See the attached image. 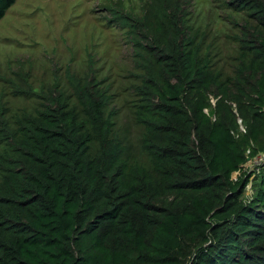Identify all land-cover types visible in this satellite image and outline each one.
I'll return each mask as SVG.
<instances>
[{"label": "trees", "instance_id": "obj_1", "mask_svg": "<svg viewBox=\"0 0 264 264\" xmlns=\"http://www.w3.org/2000/svg\"><path fill=\"white\" fill-rule=\"evenodd\" d=\"M16 1L0 0V20ZM235 6L264 29V0ZM147 16L158 41L148 38ZM114 19L147 64L141 123L163 139L147 145L162 183L138 167L123 182V166L108 162L102 111L109 96L95 81L93 63L82 79L67 70L101 154L85 169L84 144L57 79L38 95L35 118L18 120V136L0 106V143L7 146L0 154V264H264V35L248 46L262 60L241 72L240 97L231 103L220 97L211 107L200 92L207 66L182 0H150L146 15L115 12ZM260 155L254 194L244 201L249 179L242 169Z\"/></svg>", "mask_w": 264, "mask_h": 264}, {"label": "rangeland", "instance_id": "obj_2", "mask_svg": "<svg viewBox=\"0 0 264 264\" xmlns=\"http://www.w3.org/2000/svg\"><path fill=\"white\" fill-rule=\"evenodd\" d=\"M182 1L194 47L201 63L207 66L206 84L200 92L211 107L220 97L231 103L240 97L241 79L245 78L241 72L252 63L258 66L262 60L248 46H256L255 37L264 35V29L249 12L236 8L238 0ZM149 3L150 0H17L0 20V106L12 132L18 136L17 122L24 116L35 118L41 104L38 95L46 93L57 79L67 98V116L74 121L78 139L84 144V167L90 169L89 162L97 160L101 150L65 72L82 79L91 60L95 81L109 96L102 111L110 131L108 162L123 166L124 183L131 180L133 167H138L155 185H160L162 179L154 171L147 145L163 139L152 136L141 123L147 64L137 56L129 32L114 19L115 12L142 17ZM147 18L148 38L158 41L161 33ZM245 36L249 44L243 42ZM147 42L151 43L150 39ZM148 53L143 51L146 59L154 62ZM237 123L242 132L241 120ZM6 153L7 146L0 143V154ZM262 163L260 155L248 158L244 164L242 171L249 179L244 201L254 194L251 179ZM237 176L234 173L232 179ZM4 177L0 172L2 186Z\"/></svg>", "mask_w": 264, "mask_h": 264}, {"label": "built area", "instance_id": "obj_3", "mask_svg": "<svg viewBox=\"0 0 264 264\" xmlns=\"http://www.w3.org/2000/svg\"><path fill=\"white\" fill-rule=\"evenodd\" d=\"M244 132V130H242Z\"/></svg>", "mask_w": 264, "mask_h": 264}]
</instances>
